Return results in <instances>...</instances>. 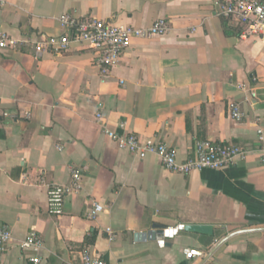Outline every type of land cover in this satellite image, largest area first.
<instances>
[{
	"label": "crops",
	"instance_id": "crops-1",
	"mask_svg": "<svg viewBox=\"0 0 264 264\" xmlns=\"http://www.w3.org/2000/svg\"><path fill=\"white\" fill-rule=\"evenodd\" d=\"M64 13L136 28L165 18L170 29L133 39L103 75L83 47L34 52L33 42L62 33ZM0 33L19 42L0 49V229L13 238L0 264H32L17 247L30 231L44 242L40 264H79L84 252L107 264H264V38H240L213 0H0ZM100 123L174 147L179 161L197 142L247 155L173 173L118 149ZM71 167L81 188L52 214L48 188L69 185ZM94 205L103 211L90 220ZM179 224L213 234L183 231L159 248L153 226ZM185 249L201 255L187 259Z\"/></svg>",
	"mask_w": 264,
	"mask_h": 264
},
{
	"label": "built area",
	"instance_id": "built-area-1",
	"mask_svg": "<svg viewBox=\"0 0 264 264\" xmlns=\"http://www.w3.org/2000/svg\"><path fill=\"white\" fill-rule=\"evenodd\" d=\"M215 14L231 23H234L240 32L242 39L264 38V0H213ZM58 24L62 31L60 35L49 36L43 40L33 42L36 55L43 52L61 55L74 47H83L93 55L95 65L101 74L109 73L117 67L121 57L129 48L133 39H151L164 36L169 32V23L165 18L158 19L150 27L136 28L131 25H122L112 20H104L93 15L74 16L64 13L58 18ZM18 41L9 37L6 33H0V49L15 48ZM254 95V94H253ZM230 116L239 122L243 120V114L238 104L230 105ZM100 122L102 115H96ZM105 135L117 146L118 149L127 151L130 155L143 160L148 156L158 158L160 165L173 173L188 175L194 171L205 169L220 170L232 165L236 159L244 160L247 151L231 144H214L210 142H197L194 155L186 160H178V151L174 147L163 143H147L139 139L135 134L126 132L123 123L119 124V131L110 129L107 124L100 123ZM261 165L264 167V154L261 155ZM71 182L67 186L50 185L48 188L49 211L52 214H60L63 199L72 193H77L81 188V173L71 167ZM103 211L102 205H94L89 209L87 217L90 220L97 218ZM185 225L165 227L162 229L161 238L156 241L159 248L185 231ZM13 241L10 231L0 229V258L5 255ZM17 247L21 251L32 253V264H40L39 253L44 248V242L36 231H30L26 238L19 241ZM187 259L200 256L196 250H184ZM79 264H107L89 252H84L79 258Z\"/></svg>",
	"mask_w": 264,
	"mask_h": 264
},
{
	"label": "water",
	"instance_id": "water-1",
	"mask_svg": "<svg viewBox=\"0 0 264 264\" xmlns=\"http://www.w3.org/2000/svg\"><path fill=\"white\" fill-rule=\"evenodd\" d=\"M165 227H161L160 225H154L152 230V232H155V239L158 240L161 238L162 235V229ZM185 231L187 232H194V233H200V234H205V235H212L213 234V229L210 226H206V225H188L185 227ZM151 232L146 233V236H150Z\"/></svg>",
	"mask_w": 264,
	"mask_h": 264
}]
</instances>
